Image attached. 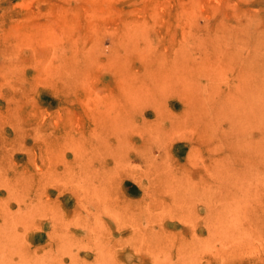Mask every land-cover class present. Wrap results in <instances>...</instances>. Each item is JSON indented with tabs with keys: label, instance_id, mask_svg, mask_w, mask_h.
<instances>
[{
	"label": "rangeland",
	"instance_id": "obj_1",
	"mask_svg": "<svg viewBox=\"0 0 264 264\" xmlns=\"http://www.w3.org/2000/svg\"><path fill=\"white\" fill-rule=\"evenodd\" d=\"M263 155L264 0H0V264H264Z\"/></svg>",
	"mask_w": 264,
	"mask_h": 264
},
{
	"label": "bare ground",
	"instance_id": "obj_2",
	"mask_svg": "<svg viewBox=\"0 0 264 264\" xmlns=\"http://www.w3.org/2000/svg\"><path fill=\"white\" fill-rule=\"evenodd\" d=\"M256 100H257V98L252 97V98H250V99L247 100V103L254 104V105L258 106ZM247 103H246V104H247ZM263 158H264V155H263Z\"/></svg>",
	"mask_w": 264,
	"mask_h": 264
}]
</instances>
